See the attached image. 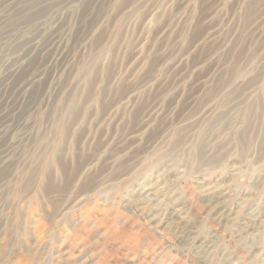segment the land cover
<instances>
[{"label": "rangeland", "instance_id": "rangeland-1", "mask_svg": "<svg viewBox=\"0 0 264 264\" xmlns=\"http://www.w3.org/2000/svg\"><path fill=\"white\" fill-rule=\"evenodd\" d=\"M263 258L264 0H0V264Z\"/></svg>", "mask_w": 264, "mask_h": 264}, {"label": "bare ground", "instance_id": "bare-ground-1", "mask_svg": "<svg viewBox=\"0 0 264 264\" xmlns=\"http://www.w3.org/2000/svg\"><path fill=\"white\" fill-rule=\"evenodd\" d=\"M120 173V172H119ZM118 173V174H119ZM121 174V173H120ZM120 176V175H119ZM119 178V177H118ZM213 192V191H212ZM218 196H220V193H219V195ZM220 197H224L225 198V196H224V194H221V196ZM228 197H229V195H228ZM227 197V199H229ZM217 198V197H216ZM219 198V197H218ZM244 199V198H243ZM185 200V199H184ZM165 204V203H164ZM244 204V203H243ZM242 204V205H243ZM244 206V205H243ZM243 206L240 208V209H243ZM181 207V206H180ZM219 207H222L223 208V206H220L219 205ZM231 207V206H230ZM181 209V208H180ZM167 210V209H166ZM188 210V209H187ZM233 210V209H232ZM237 210V209H236ZM174 211V210H173ZM232 212V211H231ZM183 214V213H182ZM187 214V213H186ZM228 214V213H227ZM241 215V210L240 211H238V212H236L235 213V217H234V219H238L239 218V216ZM175 216V215H174ZM180 216V214L178 215V218L179 219H183V217H179ZM247 216V213H246V215H245V217ZM250 216V215H249ZM252 216H254V215H252ZM244 218V217H243ZM253 218V217H252ZM245 220H247V218H244ZM239 220V219H238ZM241 220H243V219H241ZM249 220V219H248ZM179 221V220H178ZM253 221V220H252ZM262 221V220H261ZM181 222V221H180ZM179 222V223H180ZM240 222V221H239ZM248 222V223H247ZM247 222H243V224H242V227L240 228V229H238V231L236 230V232H237V235L240 237L237 241H236V244H237V246L240 248V250L241 251H243L244 253L246 252V254H249V250H248V248H246V246H241V242H240V240H241V238H243L244 236L242 235L243 234V232H245V233H248V231L249 230H251V229H253V225H254V223H250V220L249 221H247ZM184 226V225H183ZM181 232V231H180ZM192 232V231H191ZM235 232H231V234H234ZM197 235V234H196ZM237 235H236V237H237ZM197 237V236H196ZM188 238H189V236H188ZM202 246H200V248H202V251L206 254V256H207V254L208 255H212V253H214L213 252V250H211V251H208L210 248H212L213 246H208V243L206 242V241H203L202 243ZM204 247H207V249H204ZM197 253V252H196ZM239 257V256H238ZM210 258H212V257H210ZM240 258V257H239ZM206 259H208L207 257H206ZM229 259V258H228ZM253 259V258H252ZM221 261V260H220ZM238 262V259H234V260H232V262H230L229 264H235V263H237ZM244 262V261H243ZM261 263L262 264H264V258L263 259H261Z\"/></svg>", "mask_w": 264, "mask_h": 264}]
</instances>
